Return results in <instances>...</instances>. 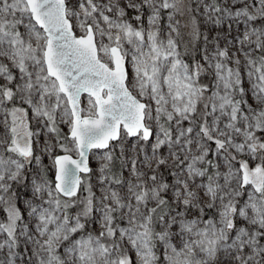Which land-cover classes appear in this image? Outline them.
Here are the masks:
<instances>
[{"label": "snow or ice", "instance_id": "1", "mask_svg": "<svg viewBox=\"0 0 264 264\" xmlns=\"http://www.w3.org/2000/svg\"><path fill=\"white\" fill-rule=\"evenodd\" d=\"M0 264H264V0H0Z\"/></svg>", "mask_w": 264, "mask_h": 264}, {"label": "rangeland", "instance_id": "2", "mask_svg": "<svg viewBox=\"0 0 264 264\" xmlns=\"http://www.w3.org/2000/svg\"><path fill=\"white\" fill-rule=\"evenodd\" d=\"M64 131H67V129L66 128H64ZM44 163L45 164H49V161H48V159L45 157V159H44Z\"/></svg>", "mask_w": 264, "mask_h": 264}]
</instances>
